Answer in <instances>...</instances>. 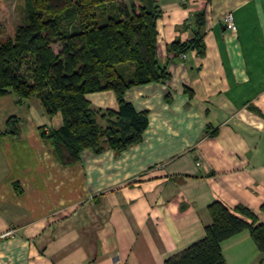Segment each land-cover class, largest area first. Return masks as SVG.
<instances>
[{
    "label": "crops",
    "instance_id": "crops-1",
    "mask_svg": "<svg viewBox=\"0 0 264 264\" xmlns=\"http://www.w3.org/2000/svg\"><path fill=\"white\" fill-rule=\"evenodd\" d=\"M157 3L169 78L125 93L148 116L141 142L66 165L41 136L62 116L38 98L0 118V264H165L205 236L215 201L264 226V0ZM230 12L235 30L223 23ZM195 37L202 54L169 50ZM86 98L119 109L112 90ZM11 117L17 134L5 132ZM221 252L224 264H264L248 230Z\"/></svg>",
    "mask_w": 264,
    "mask_h": 264
},
{
    "label": "trees",
    "instance_id": "trees-1",
    "mask_svg": "<svg viewBox=\"0 0 264 264\" xmlns=\"http://www.w3.org/2000/svg\"><path fill=\"white\" fill-rule=\"evenodd\" d=\"M128 1L24 0L22 25L0 37V97L13 92L19 103L36 97L49 117L62 116L60 128H41V136L63 164L79 162L84 150L99 154L112 149L118 154L141 142L148 116L126 101L125 93L169 78L158 62L157 21L162 11L157 0ZM197 22L203 25L202 14ZM189 48L203 53L197 37L169 46L179 52ZM106 90L115 92L118 111L95 109L86 98ZM17 127L11 117L5 132L17 134ZM208 212L211 223L205 236L165 264H224L221 243L243 230L264 254L262 224L240 217L219 201L211 203Z\"/></svg>",
    "mask_w": 264,
    "mask_h": 264
},
{
    "label": "rangeland",
    "instance_id": "rangeland-1",
    "mask_svg": "<svg viewBox=\"0 0 264 264\" xmlns=\"http://www.w3.org/2000/svg\"><path fill=\"white\" fill-rule=\"evenodd\" d=\"M118 3H129V1L116 0L115 4ZM23 16L24 0H0V37L10 36L16 27L22 25ZM17 104H19L17 96L13 92L0 97V118L15 114Z\"/></svg>",
    "mask_w": 264,
    "mask_h": 264
},
{
    "label": "built area",
    "instance_id": "built-area-1",
    "mask_svg": "<svg viewBox=\"0 0 264 264\" xmlns=\"http://www.w3.org/2000/svg\"><path fill=\"white\" fill-rule=\"evenodd\" d=\"M181 2L186 3L188 2V0H181ZM223 23H225V25L232 30L236 29L234 17L231 12L223 17ZM183 57H186V55L184 54Z\"/></svg>",
    "mask_w": 264,
    "mask_h": 264
}]
</instances>
